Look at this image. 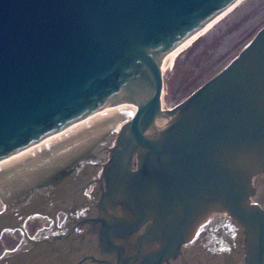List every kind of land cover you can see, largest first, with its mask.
Returning a JSON list of instances; mask_svg holds the SVG:
<instances>
[{
    "label": "water",
    "instance_id": "obj_1",
    "mask_svg": "<svg viewBox=\"0 0 264 264\" xmlns=\"http://www.w3.org/2000/svg\"><path fill=\"white\" fill-rule=\"evenodd\" d=\"M235 1L0 0V160L135 109L0 167V264H264V23L159 102L161 60Z\"/></svg>",
    "mask_w": 264,
    "mask_h": 264
},
{
    "label": "rangeland",
    "instance_id": "obj_2",
    "mask_svg": "<svg viewBox=\"0 0 264 264\" xmlns=\"http://www.w3.org/2000/svg\"><path fill=\"white\" fill-rule=\"evenodd\" d=\"M263 23L264 0H240L181 49L162 71L165 106L170 108L221 69Z\"/></svg>",
    "mask_w": 264,
    "mask_h": 264
},
{
    "label": "bare ground",
    "instance_id": "obj_3",
    "mask_svg": "<svg viewBox=\"0 0 264 264\" xmlns=\"http://www.w3.org/2000/svg\"><path fill=\"white\" fill-rule=\"evenodd\" d=\"M240 0H236L234 3H232L231 5H229L226 9H224L221 13H219L218 15H216L207 25H205L203 28H201L195 35H193L192 37H190L189 39H187L185 42L181 43L180 45H178L177 47H175L173 50H171L162 60L160 63V70L161 73L162 71L169 67L174 60V57L176 56V54L183 49L185 46H187L194 38H196L197 36H199L200 34H202L203 32H205L214 22H216V20H218L221 16H223L228 10H230L233 6H235ZM169 69V68H168ZM162 86H161V90L159 93V102L160 99L162 97ZM167 108V107H166ZM134 108L133 107H128V106H123V105H112L94 115L88 116L86 118L80 119L79 121L75 122L74 124L66 127L65 129L31 145L28 146L6 158H3L0 160V167L20 158L23 157L83 126H86L90 123H93L97 120H100L102 118H105L107 116L110 115H124V116H130L133 112H134ZM118 127V120H114V128Z\"/></svg>",
    "mask_w": 264,
    "mask_h": 264
},
{
    "label": "flooded vegetation",
    "instance_id": "obj_4",
    "mask_svg": "<svg viewBox=\"0 0 264 264\" xmlns=\"http://www.w3.org/2000/svg\"><path fill=\"white\" fill-rule=\"evenodd\" d=\"M61 211H54V218L61 221ZM50 227V214H27L23 217V238L44 227ZM0 256L1 250L10 251L18 241H21L19 226L6 229L0 233Z\"/></svg>",
    "mask_w": 264,
    "mask_h": 264
}]
</instances>
